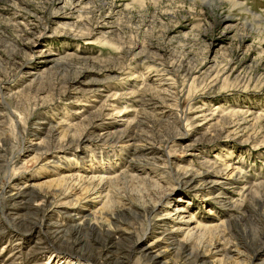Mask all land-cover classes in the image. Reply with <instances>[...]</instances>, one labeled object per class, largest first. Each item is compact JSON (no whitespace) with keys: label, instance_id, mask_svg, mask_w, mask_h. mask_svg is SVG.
Returning <instances> with one entry per match:
<instances>
[{"label":"rangeland","instance_id":"rangeland-1","mask_svg":"<svg viewBox=\"0 0 264 264\" xmlns=\"http://www.w3.org/2000/svg\"><path fill=\"white\" fill-rule=\"evenodd\" d=\"M0 193V264H264V0H0Z\"/></svg>","mask_w":264,"mask_h":264},{"label":"bare ground","instance_id":"bare-ground-1","mask_svg":"<svg viewBox=\"0 0 264 264\" xmlns=\"http://www.w3.org/2000/svg\"><path fill=\"white\" fill-rule=\"evenodd\" d=\"M19 192H26V191L20 188ZM89 195L91 196V194ZM89 197L86 196L83 199H79V200H83L85 201V203L93 202L92 200L89 199ZM35 199L37 200V198ZM35 199L32 198L30 199V201H34ZM163 200H165V197L163 198ZM77 203H81V202L79 201ZM182 203L183 200L178 199L176 200V204L173 208H169L168 206L165 205H159L158 203L154 204V206L152 205L146 208L145 214L147 219H149L147 215H149L152 218L146 220L145 229L142 232L141 236L136 238L137 234H135V237L132 236L128 237V239L130 240L133 239L134 241L131 245V249L133 248L134 254H136V256L143 257L146 261L145 264L155 263L154 261L156 259H159V257L165 255L166 252L168 253L171 250H173L174 246L176 247L179 246L180 249L182 250L189 249L190 246L188 247L185 241L183 240L180 241V239L179 240L175 239V237H181L184 232H186L187 234L189 232L194 231L195 229L193 227L197 225V223L194 222V219L192 217L188 219L186 218L187 220H182L184 218V214L185 213L188 214V211L183 207ZM165 211H168L169 213ZM155 225L160 226L159 234H157L153 229ZM147 238L150 240L146 244L145 240ZM165 241H169V244H165ZM190 251L192 252V254L195 253V257L197 259L199 260L203 259V255H200L199 250L194 249V247H192ZM147 254H151V255H147Z\"/></svg>","mask_w":264,"mask_h":264}]
</instances>
